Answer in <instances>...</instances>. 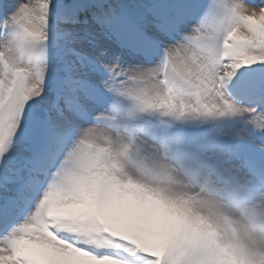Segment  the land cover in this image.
Segmentation results:
<instances>
[{
  "label": "snow or ice",
  "instance_id": "1",
  "mask_svg": "<svg viewBox=\"0 0 264 264\" xmlns=\"http://www.w3.org/2000/svg\"><path fill=\"white\" fill-rule=\"evenodd\" d=\"M220 207L264 230V0H0V264H264Z\"/></svg>",
  "mask_w": 264,
  "mask_h": 264
},
{
  "label": "clouds",
  "instance_id": "2",
  "mask_svg": "<svg viewBox=\"0 0 264 264\" xmlns=\"http://www.w3.org/2000/svg\"><path fill=\"white\" fill-rule=\"evenodd\" d=\"M216 212L218 214L229 215L233 219L240 221L238 213L234 212L231 209L220 207L216 209ZM218 223L220 224L219 239L222 243L227 242L232 238L231 233L227 230L222 221H218ZM237 230L239 232L240 242L242 244H246L250 248L264 252V230L259 227L253 228L243 221H240V223H238Z\"/></svg>",
  "mask_w": 264,
  "mask_h": 264
}]
</instances>
